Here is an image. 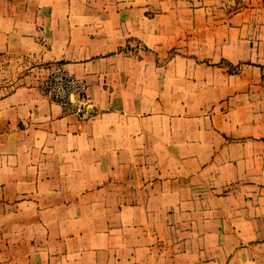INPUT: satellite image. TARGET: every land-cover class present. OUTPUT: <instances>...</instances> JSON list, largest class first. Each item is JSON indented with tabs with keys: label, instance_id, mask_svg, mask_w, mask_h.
<instances>
[{
	"label": "crops",
	"instance_id": "1",
	"mask_svg": "<svg viewBox=\"0 0 264 264\" xmlns=\"http://www.w3.org/2000/svg\"><path fill=\"white\" fill-rule=\"evenodd\" d=\"M0 58V264H264V0H0Z\"/></svg>",
	"mask_w": 264,
	"mask_h": 264
},
{
	"label": "built area",
	"instance_id": "2",
	"mask_svg": "<svg viewBox=\"0 0 264 264\" xmlns=\"http://www.w3.org/2000/svg\"><path fill=\"white\" fill-rule=\"evenodd\" d=\"M40 90L44 96L59 103L64 113L74 114L79 122L87 120L94 112L88 81L69 70L62 61L48 65Z\"/></svg>",
	"mask_w": 264,
	"mask_h": 264
},
{
	"label": "rangeland",
	"instance_id": "3",
	"mask_svg": "<svg viewBox=\"0 0 264 264\" xmlns=\"http://www.w3.org/2000/svg\"><path fill=\"white\" fill-rule=\"evenodd\" d=\"M7 62L2 60L0 58V83L2 82V80H4L5 78H7L8 76L6 75L7 71Z\"/></svg>",
	"mask_w": 264,
	"mask_h": 264
},
{
	"label": "water",
	"instance_id": "4",
	"mask_svg": "<svg viewBox=\"0 0 264 264\" xmlns=\"http://www.w3.org/2000/svg\"><path fill=\"white\" fill-rule=\"evenodd\" d=\"M91 109L94 111V108L93 107H91Z\"/></svg>",
	"mask_w": 264,
	"mask_h": 264
}]
</instances>
